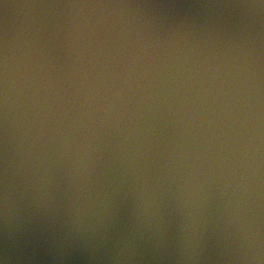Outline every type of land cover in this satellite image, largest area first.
I'll return each mask as SVG.
<instances>
[{
  "label": "clouds",
  "instance_id": "clouds-1",
  "mask_svg": "<svg viewBox=\"0 0 264 264\" xmlns=\"http://www.w3.org/2000/svg\"><path fill=\"white\" fill-rule=\"evenodd\" d=\"M0 264H264V0H0Z\"/></svg>",
  "mask_w": 264,
  "mask_h": 264
}]
</instances>
